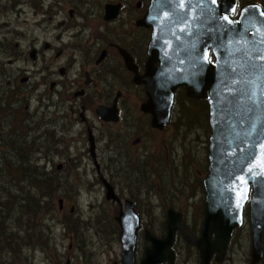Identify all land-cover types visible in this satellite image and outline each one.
I'll list each match as a JSON object with an SVG mask.
<instances>
[{"label":"rangeland","instance_id":"rangeland-1","mask_svg":"<svg viewBox=\"0 0 264 264\" xmlns=\"http://www.w3.org/2000/svg\"><path fill=\"white\" fill-rule=\"evenodd\" d=\"M44 1L0 0V103L4 96L7 104L19 106L14 113L2 109V113L5 110L6 112L5 116L0 118V124L4 127V133L0 134V167H5L6 175L3 178L0 175V181L4 179L8 183L12 180L10 160L18 162L25 151L27 140L20 143V139L17 142L11 140L15 146L12 150L8 149L12 130L17 129L21 135L29 132L28 148L35 147L33 142L31 144L33 138L42 136L43 139L39 138V145L47 149L53 142L58 153L52 156L54 163L47 161L45 150L42 151L44 155L36 151L33 155L35 162L31 161L29 165L43 166L44 173L53 169L58 171L61 176L58 186L64 187L58 196L63 199V204L59 208L60 197L48 198L49 194L43 187V196L39 190L30 192V198L25 202L33 206L32 201L40 199L42 205V215L21 214L24 218L19 219L18 226L32 234L30 244H26V241L21 244V258L13 263L15 252L9 247H4V241L0 240V264H64L67 259L71 264H113L115 260L119 263L121 258L120 243L113 229V221H110L112 215L104 211V191L101 184L93 179L91 162L86 160L85 170L80 164L75 166L72 159L76 157L77 163L83 162L81 155L85 154L86 148L89 147L86 131L78 116L67 111V104L58 99L56 86L53 89L49 87L55 74L59 73L60 65L69 67L64 76L66 84L79 80L83 86L86 78L82 71L89 73L88 92L91 102L88 103L89 108L87 107L85 114L98 133L107 132L108 135L112 132L109 137L110 146L114 147L118 142L117 134L122 144L139 143L132 151H126L124 147L123 174L125 181L133 187L136 185L135 189L130 191H136L137 201H141L143 208L146 210L149 206L148 201L153 204L148 215H145L149 224L148 230L157 236H163L166 211L173 207L182 213L181 222L186 225L187 232H199L204 218V190L200 183L207 171L209 151V126H206L204 117L199 118L203 116L202 103H198L201 99L183 96L182 89L178 88L174 92L175 98L168 124L161 130L152 128L150 115L139 109L140 104L146 100L144 88L132 82V73L124 71V81L122 66L109 61L110 58L103 60L99 66L94 65V60L104 48V41H124L131 49L139 52L141 60L145 58L146 40L132 31H127L128 27L132 29V26L128 25L131 18L127 14L119 18L125 20L126 25L112 27L119 19H103L105 3H122L123 0H59L60 8L65 5L64 10L51 22L57 30L48 35L42 34L47 25V21L42 20L40 15L41 5L47 4ZM129 1L132 7L136 3V0ZM74 7L75 14L68 15V10ZM58 34L60 37L57 38ZM45 41L51 44L50 48H43ZM32 47L39 51L35 59L29 56ZM59 50H62V54L56 57ZM140 67L142 68V65ZM25 76L29 77V80L21 81ZM104 89L108 98L105 97ZM118 89L129 102L126 101V106H130V110L122 111L119 126L100 124L95 109L103 104L104 99H108L104 105L109 106ZM75 90L70 91V96ZM203 100L206 102V99ZM124 101L125 99L121 103ZM53 111L58 119L51 126ZM26 113H37L39 117L46 113L49 117L44 123H41L39 117H35L26 130L22 125ZM196 130H200L206 138L205 144L200 143L197 149L190 143V139L196 137ZM93 131L95 132V128ZM45 135L49 137L48 140ZM107 135L100 138L101 144L107 142ZM68 157L72 159L70 161L73 165L69 162L67 167L63 169V165L62 169L58 170L56 164ZM68 167L69 171L66 169ZM16 172L19 174L21 167L20 171L18 169ZM46 199L50 210L46 209V204L43 205ZM248 213L246 206L243 225L235 229L224 260L220 263L213 260L211 264H249L251 234ZM10 218L12 219L8 228L16 231L18 227L13 225V222H18V217L11 215ZM3 221L2 217L1 222ZM31 222L33 227L30 229ZM144 241L141 238L138 241V259L146 246ZM262 241L264 251V231ZM176 248L178 264H199L197 249L179 234Z\"/></svg>","mask_w":264,"mask_h":264},{"label":"water","instance_id":"water-1","mask_svg":"<svg viewBox=\"0 0 264 264\" xmlns=\"http://www.w3.org/2000/svg\"><path fill=\"white\" fill-rule=\"evenodd\" d=\"M118 7L107 4L104 19L115 18ZM232 15V0H152L139 22L154 27L143 75H138L131 56L119 48L126 67L135 73L133 81L145 83L148 98L141 109L151 114L152 127L161 129L168 123L174 91L181 86L189 97L208 99L212 126L209 168L203 179L205 208L200 237L190 236L181 223V214L170 208L164 237L145 231L148 246L137 263L140 219L133 203L127 200L125 211L116 216L122 249L120 264H174L177 231L197 247L200 264H210L214 254L219 263L235 227L242 224L246 202L251 231L249 264L262 258L264 12L257 6H247L238 21L231 20ZM210 50L214 63L209 61ZM156 61L159 64L154 67ZM117 112L115 104L97 110L105 121H116ZM100 177L106 198L116 200L113 187Z\"/></svg>","mask_w":264,"mask_h":264},{"label":"flooded vegetation","instance_id":"flooded-vegetation-1","mask_svg":"<svg viewBox=\"0 0 264 264\" xmlns=\"http://www.w3.org/2000/svg\"><path fill=\"white\" fill-rule=\"evenodd\" d=\"M152 0H136L135 5L132 7L131 3L129 0H123L122 2V7L120 10V14H119V18H122V16L124 14H127L128 17L131 18V20L129 21L128 25L132 26V29L130 27L127 28V31H132V33H134L135 35H140L141 38L145 39V53H144V60H141L139 58V52H137L134 49H131V47L124 41L119 42V41H104V48L101 50L100 54L102 53L103 58L100 60V54L99 56L94 60V65L95 66H99L102 64L103 60H105L106 58H110L109 61H112L113 63H117L119 66L121 65L123 68V71L121 70V74H122V79L124 80L123 74L124 71H129V69L126 67L125 63H124V58L121 55L119 48H123L127 51V53L131 56L133 63L136 65L137 67V71L138 74H143L145 69H146V62L148 60V44L152 38V34H153V28L152 27H145L143 26L141 23H139L138 21L140 19H142L145 15V13L147 12V9L150 5ZM236 1V5L237 6H245V5H249V4H254V3H258L259 5H261L264 8V0H253V1H243V0H235ZM118 2V1H116ZM114 2V3H116ZM44 3H47L46 6L44 4L41 5V10H40V15L42 20L47 21V25L46 27L43 29L42 34L48 35L51 32L57 30L56 27H54L51 22L52 20H54L56 18V16L62 14L63 10H64V6H62L60 8V2L59 0H56V2H53L51 0H45ZM76 7V6H75ZM75 7L74 9H70L68 10V15L73 16L75 14ZM49 14V16H48ZM90 18H92V16H90ZM126 25L125 20L123 19H119L118 21H116L112 27L117 26V25ZM62 34V32H61ZM57 38L60 37V34H58L56 36ZM51 44L47 41L43 42V48H50ZM32 49L36 50V53H38L39 51L37 50L36 47H32ZM62 54V50H59L56 53V57L60 56ZM142 61V62H141ZM156 65H158V62L156 61L154 63ZM142 65V68L140 67ZM69 67L68 66H64V65H60L59 69H58V74H55L54 80H52L50 82V89H53L56 86V92H57V97L59 100L64 101L67 104V108L68 111H70L73 115H77L78 119L81 121L82 126L84 127L86 134H87V140L88 137L90 135L93 136L94 138V142H95V147H94V154L92 155L89 151V147L87 149V152H89V155H87V152L85 154L81 155V158L83 160L88 159L92 165L94 166V169L92 170L93 173V179L98 183L101 184V188L104 191V195H105V186L103 187L101 180L98 177V172H97V168L94 165V161L96 160L99 170L101 171V173L104 175V177L107 179V181L114 187L115 192L117 194V197L119 199V201H111V200H104V211L107 212L108 214H112L114 220L116 215H118L121 211H123L125 209V201L127 199L131 200L134 206L135 211L138 213L139 217H140V229L138 231V240L144 236V232L147 230L146 226H149L147 219H145V215H148V213L150 212V209L153 207L151 206L152 203L150 201H148L149 206L146 208H143L141 201H137V197L135 195L134 192L130 191L131 189H135L136 185L133 187L132 184L128 183L127 181L124 180V158H125V153H124V147L126 149V151H132L133 147L135 145H139V143L136 144V142L134 143H130V144H122V142L120 141V136L119 134H117L118 137V142L116 143V145L114 147L110 146V139L109 137L111 136L112 132H109L107 135V132L105 133H98L96 127L89 123L88 117L86 116L85 112L87 110L88 103L91 102L90 99V94L88 92V86H89V82H90V77H89V73L86 72L85 70L82 71V75L86 78L84 81L83 86L80 85V81L79 80H72L70 81L68 84L65 83V79L64 76L66 75L67 71H68ZM130 73H132V77L131 80L133 81V78L135 76V73L132 71H129ZM28 78V79H27ZM29 77L25 76L21 79V81H28ZM125 81V80H124ZM135 84V83H134ZM139 86L141 88H144V93H145V87L144 84L143 85H136ZM76 89L73 94L70 96V91ZM104 93H105V97L108 98V93L106 91V89H104ZM70 98H72L70 100ZM125 99V101L123 103H121V101ZM108 99H104L103 101V105L104 102L106 103ZM126 97L123 96L122 91H120L119 89L117 90L115 96L112 99V103L109 104V106L113 105L114 103L117 105L118 108V115L119 118L117 121L115 122H105L102 120H99L100 124H107V125H111V126H119L121 125V118H122V111L124 110H130V106H126ZM131 102V101H130ZM127 103H129L127 101ZM140 108V107H139ZM95 113L97 114V109H95ZM146 114V113H145ZM148 114V113H147ZM151 119V116H150ZM95 128V132L93 131ZM116 132V130H114ZM108 137L107 142H104V144L100 143V138L104 136V138ZM139 140V139H138ZM124 145V146H123ZM84 166V169L86 170L87 167V162H84L82 164ZM131 174H133V171H131ZM138 176V175H137ZM132 198V199H130ZM181 219L183 220V218L181 217ZM117 224V223H116ZM118 226V224H117ZM202 228L199 232H194V231H188V233L192 236V237H199L201 234ZM198 233V234H197ZM178 234L180 236L181 233L178 232ZM162 237V236H160ZM230 244V242H229ZM229 249V245L227 247V252ZM175 250V264H178L179 262H177V260H179V256L177 253V248L174 249ZM197 253H198V249H197ZM198 258H199V253H198ZM213 260L215 261V254L212 257V262ZM113 264H118V262L115 260L113 261Z\"/></svg>","mask_w":264,"mask_h":264},{"label":"trees","instance_id":"trees-1","mask_svg":"<svg viewBox=\"0 0 264 264\" xmlns=\"http://www.w3.org/2000/svg\"><path fill=\"white\" fill-rule=\"evenodd\" d=\"M182 95L186 96L184 90H182ZM200 102L202 103V108H203L202 115L203 116H200L199 118L203 119L204 117L206 126H208L207 103L204 100H198V103ZM17 107L19 106L17 105L12 106V105L7 104L5 101V97L3 96L2 101L0 103V118L2 119V116H5L6 110H10L11 111L10 113H14L15 111H17ZM2 109L3 110L6 109L4 113H2ZM35 117H39L37 116V113H34V114L26 113V116L22 119V125L25 127L26 130H27V127H29V123H31ZM48 117H49V114L42 113L39 117L42 120L41 123H44L45 122L44 120ZM52 125H54L53 122H51V126ZM43 126L48 127V125L47 126L43 125ZM3 128L4 127L0 124V129H2L0 130V134L4 133ZM41 128L43 127L41 126ZM28 136H29L28 131H26L23 135H21L20 131H18L17 129H13L9 137L10 139L8 143V149L12 150L15 146L11 143V140L14 142H17L20 139V143H21L24 140L28 141ZM44 137L46 140H48L47 139L48 136L46 137L45 135ZM39 138L40 140L43 139V137L41 136L36 139L33 138L31 141V144L33 142L35 147L28 148V142L26 141L25 151L24 153L21 154L20 157L18 156L19 157L18 162L10 160V163H11L10 174L12 176V180L9 179L10 181L8 183H6L4 179L0 181V240L4 241V247H9L11 251L15 252V255L13 256L14 257L13 263H15V261L18 260V258L19 259L21 258L20 257V249L22 247L21 244H23V242L25 241H26V244H30V237L32 236V234L29 233L30 231L26 232L21 228V226H18L19 219L21 217L24 218V215H21V214L31 215V216L32 215L36 216L38 214L39 216L42 215V205L40 203V199L36 201L33 200L31 203L33 206H30L28 205V203L25 202V200L28 201V198H30L28 194L32 192L33 190L41 191L43 187L44 191L49 194L48 198L54 199L55 196H58V193L62 192V189H64V187L62 188L58 186V182H61L60 180L61 176L58 174V171L53 169L51 171L44 173L43 166L38 167L35 164L29 165L31 161L35 162L33 155L35 154L36 151L37 152L40 151L38 153H42L44 155L42 151L46 150L45 151L46 159H49V158L51 159L54 154H58L56 149L54 148L53 142H51L48 148L46 149L44 146L39 145V141H40ZM41 143L43 144L44 140H42ZM17 145H20V144H17ZM69 162L70 164L73 165L72 161H70L69 159H66L63 163L64 164L63 169L67 167V164ZM3 163L4 162L2 161V165ZM20 167H21V172L18 174V172L16 171H18V169L20 171ZM66 169H68L69 171V167ZM5 173H6L5 167L4 166L2 168L0 167V175L2 176V178L4 175H6ZM201 184L202 182L200 183V185ZM63 195H67V193H63ZM42 196H43V192H42ZM35 197L39 198L40 196L35 195ZM58 197L61 198V196H58ZM45 204L47 205L46 209L50 210L49 209L50 204L47 199L43 202V205ZM71 207H73V205H71ZM11 215H16L18 217L17 218L18 222L17 221L13 222L14 223L13 225L18 227L16 231L11 229L10 227L8 228V225H10L11 223L10 220L12 219L10 218ZM69 216H70V213H69ZM2 217L4 218L3 223L1 222ZM110 221L112 223V220ZM113 225H114L113 226L114 232L117 236L119 228L116 225V222H114V220H113ZM32 227H33V222L29 224V228L31 229ZM6 242H8L7 245H6ZM263 257L257 264L263 263Z\"/></svg>","mask_w":264,"mask_h":264},{"label":"bare ground","instance_id":"bare-ground-1","mask_svg":"<svg viewBox=\"0 0 264 264\" xmlns=\"http://www.w3.org/2000/svg\"><path fill=\"white\" fill-rule=\"evenodd\" d=\"M8 23H4V25H7ZM198 99V98H197ZM204 98H202L201 100H203ZM207 108H208V120H209V106L207 105ZM154 129H158L159 128H155L153 127ZM196 133V137H193L192 140L190 139V143L194 145V147L197 149L199 147V144L200 143H204L206 142V138L202 136V133L200 130H196L194 131V134ZM208 168H209V163L207 164V171L208 172ZM175 199H173V203H174ZM153 206V204L151 205ZM204 208H205V202H204ZM184 228L186 229V225H184ZM184 238V237H183ZM196 238V237H195Z\"/></svg>","mask_w":264,"mask_h":264}]
</instances>
